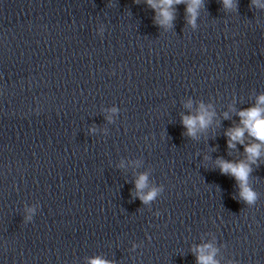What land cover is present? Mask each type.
I'll return each instance as SVG.
<instances>
[{"label": "clouds", "instance_id": "9594fccd", "mask_svg": "<svg viewBox=\"0 0 264 264\" xmlns=\"http://www.w3.org/2000/svg\"><path fill=\"white\" fill-rule=\"evenodd\" d=\"M221 2L225 9H234L236 7L233 0H221ZM147 3L150 7L157 10V23L162 27H171V22L175 19L173 6L181 3L187 4V23L195 27L199 9L202 6V0H147ZM251 6L264 9V4H261L260 0H251ZM214 115V112L208 111L201 104L196 115L183 116L182 123L187 130L186 134L195 138L198 131L207 129L212 123ZM237 115L240 117L239 124L225 132V136L228 138V148L235 149L238 143L244 145L246 132L258 143L245 145L246 160L233 162L218 158L216 164L223 174H228L235 178L240 188V198L247 204L252 205L257 200V193L249 186V177L253 171L252 165L257 163L262 152H264V94L257 97L254 107L240 110ZM224 118H229L227 112L224 113ZM146 186L147 174H141L136 181V189L137 195L145 204L152 201L158 192L157 189L153 188L146 194L141 195V190L146 188ZM193 251L197 256V264H218L214 259L217 250L211 244L197 246ZM89 264H112V262L96 257L90 259Z\"/></svg>", "mask_w": 264, "mask_h": 264}]
</instances>
